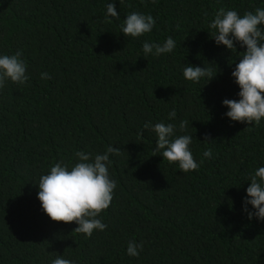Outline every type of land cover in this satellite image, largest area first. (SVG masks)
I'll return each mask as SVG.
<instances>
[{"label": "trees", "instance_id": "1", "mask_svg": "<svg viewBox=\"0 0 264 264\" xmlns=\"http://www.w3.org/2000/svg\"><path fill=\"white\" fill-rule=\"evenodd\" d=\"M110 2L0 0V55L22 52L29 76L0 90V264H264V221L243 211L249 177L264 167V119L225 115L224 99H240L232 72L246 48L217 45L208 28L219 8L242 16L264 0H115L119 19L108 23ZM133 11L154 17L150 33L122 34ZM169 36L173 52L144 56L145 40ZM188 65L216 76L189 81ZM185 119L203 160L187 173L154 153L157 136L143 128L172 123L181 135ZM108 146L121 149L110 155L117 188L97 217L107 229L88 238L43 211L38 183L55 163H77L75 152L94 157ZM132 239L144 244L139 257L127 254Z\"/></svg>", "mask_w": 264, "mask_h": 264}, {"label": "clouds", "instance_id": "2", "mask_svg": "<svg viewBox=\"0 0 264 264\" xmlns=\"http://www.w3.org/2000/svg\"><path fill=\"white\" fill-rule=\"evenodd\" d=\"M122 3V0H120ZM108 17L119 19L115 0L106 5L105 20ZM207 19V13H205ZM156 24L151 14L145 15L133 11L126 16L121 25V32L125 37L139 38L150 33ZM208 28L217 45H224L233 51L236 44L246 48L241 52L239 62L235 65L232 76L239 85L240 99H224L223 105L229 111L225 115L232 121L249 125L255 123L259 126L264 119V8L257 7L255 11H247L242 16L232 9L219 8L214 14V19ZM176 41L169 36L163 44L145 40L142 44L144 56H161L173 52ZM22 52L13 55H0V90L7 81L24 85L29 80L26 74V62L21 59ZM183 76L189 81L199 82L202 78L212 80L215 78L212 67L188 65L183 69ZM41 79H51L48 73H41ZM176 111L169 113V120L175 119ZM188 121L181 120L179 131L172 123L151 121L143 125L145 130L154 132L157 136L154 153H160L163 161L177 163L182 172L195 171L203 163H197L190 145L193 137L187 133ZM143 135V132L140 133ZM204 142H210L209 134H205ZM78 162L71 168L63 162L55 163L48 174L42 175L39 180L38 199L43 211L55 222L78 224L73 232L85 234L90 238L95 230L104 231L107 225L98 219L101 212L108 209L117 188V181L110 177L109 165L112 163L110 155H121V149L108 146L102 154L84 151L75 152ZM153 154L152 156H154ZM204 158L212 157V149L208 148L203 153ZM250 185L247 187V197L244 200L243 211L251 220L253 217L264 221V167H259L250 175ZM251 205L255 211H249ZM143 242L137 243L135 239L129 240L127 254L139 257L143 251ZM51 264H75V261L57 256Z\"/></svg>", "mask_w": 264, "mask_h": 264}]
</instances>
